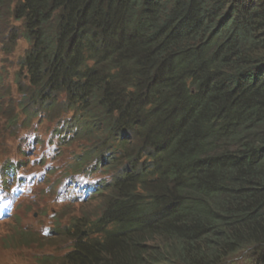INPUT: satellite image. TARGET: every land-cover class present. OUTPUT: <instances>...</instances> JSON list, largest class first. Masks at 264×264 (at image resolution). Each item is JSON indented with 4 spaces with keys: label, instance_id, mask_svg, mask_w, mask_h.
<instances>
[{
    "label": "trees",
    "instance_id": "1",
    "mask_svg": "<svg viewBox=\"0 0 264 264\" xmlns=\"http://www.w3.org/2000/svg\"><path fill=\"white\" fill-rule=\"evenodd\" d=\"M1 8L31 43L22 63L41 97L65 91L132 137L117 146L122 174L107 200L116 235L61 264H221L244 249L264 264V0Z\"/></svg>",
    "mask_w": 264,
    "mask_h": 264
},
{
    "label": "rangeland",
    "instance_id": "2",
    "mask_svg": "<svg viewBox=\"0 0 264 264\" xmlns=\"http://www.w3.org/2000/svg\"><path fill=\"white\" fill-rule=\"evenodd\" d=\"M9 28L4 27V25L0 24V74L5 75V82L0 86V94L3 98L0 100V163L3 164L8 156V152L1 151L3 147H9L10 149L14 150L12 147L14 142L12 141L15 139L13 133H5L3 134L2 131L6 128L7 124L10 122L9 117L17 110L16 104L19 100V95L15 90L14 85V72L17 70V60L19 56L24 52L27 47L26 41L20 37L13 46L8 45L9 36L8 30L14 29L17 22L14 20H8ZM7 52V50H9ZM36 120V119H35ZM40 124L37 125L38 133L40 135H45L48 131L54 127L55 120L53 116L47 117H40L39 118ZM20 131L25 130L30 127L29 121L23 120L19 126ZM11 146H10V145ZM28 148V147H25ZM79 149L78 146L71 145H61L60 148V156L59 160L64 161L67 157H69V152L71 150ZM26 150V149H25ZM30 151H25V154L28 155ZM14 155V154H13ZM45 192V191H44ZM41 195H33L30 196L24 204V208L22 210V214L24 216L23 221L29 222L31 219V215L38 214L40 212L44 213L49 211L50 207L47 206L45 203L46 194ZM87 201H91V199H87ZM49 206L55 205L52 200L49 199ZM92 205L89 204L88 207L79 206L77 204H72L67 206L65 209H61L60 216L69 220H72L75 216H81L82 214H88L92 212L93 209L91 208ZM35 215V216H36ZM40 215V214H39ZM44 221H50L49 216H45ZM13 221V218L7 219L6 222ZM11 228V226H10ZM2 226H0V232L8 234L4 232ZM4 236V235H2ZM1 237V236H0ZM19 260L22 263L19 264H27L29 258L25 255H19ZM221 264H251V259L248 258V254L245 251H242L238 254L232 255L231 257L225 259Z\"/></svg>",
    "mask_w": 264,
    "mask_h": 264
},
{
    "label": "bare ground",
    "instance_id": "3",
    "mask_svg": "<svg viewBox=\"0 0 264 264\" xmlns=\"http://www.w3.org/2000/svg\"><path fill=\"white\" fill-rule=\"evenodd\" d=\"M0 11L4 14V15H6V16H12L11 15V12H13V9H11V8H7V9H3V8H1L0 9ZM27 149V148H26ZM90 192H92V189L91 190H88V191H84L83 193H85V194H89ZM88 199H92L91 197L90 198H88ZM1 210H3V211H6V208H0ZM77 226V225H76Z\"/></svg>",
    "mask_w": 264,
    "mask_h": 264
}]
</instances>
